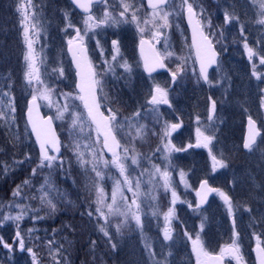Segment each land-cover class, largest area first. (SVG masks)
I'll return each mask as SVG.
<instances>
[{
    "label": "rangeland",
    "instance_id": "374dc122",
    "mask_svg": "<svg viewBox=\"0 0 264 264\" xmlns=\"http://www.w3.org/2000/svg\"><path fill=\"white\" fill-rule=\"evenodd\" d=\"M110 2H112V7L107 10L120 20L119 12L122 10L119 6L120 0H109ZM126 2L138 9L137 15L141 26L144 27L143 20L151 11L144 10L141 0H139V5L135 0H126ZM189 2L193 3L198 18L200 10L203 9V16L211 20L212 28L206 29V33L210 31L216 34L211 38L221 59L215 69L209 73L210 83L204 84L198 78L183 23V12L179 11L178 7L177 14L170 17L171 27L162 29L164 35L161 37V42L156 44L157 49L163 53L166 41L169 46L168 51L173 53L165 60L170 72L175 71L177 65L186 61L185 71L178 75L175 84L171 82L167 74L148 78L143 76L138 58L130 51L133 47V40L137 42L140 38L136 24L131 22V13L128 14L125 22L115 25L110 23L96 29L95 34L89 32V35L85 37V43L93 42V54L99 55L98 61L102 62L104 68L101 70L103 79L100 80L101 105L104 110L112 109L116 113L117 138L123 146L128 147L129 156L137 155L139 159L138 166L131 165L130 160L126 163L130 166L129 175L133 178V184L137 177L141 180V195L138 203L141 205L140 215L143 227L138 228L135 222L130 220L117 232L116 226L123 218L109 217L107 224L104 219L98 218V214L95 213V184L97 182L95 173L91 171L90 165L82 167L74 154L73 144L76 140L81 144L80 150L85 153L86 160H91L92 150H95L97 155L101 150V145L94 143L96 136L94 129L90 131L87 125H85L83 136L79 135L78 130L73 135L69 134L70 113L76 111L84 113L79 100H69L70 107L65 113V118L55 119L57 108H62L65 104L61 93L77 94L74 88L73 70L65 52L67 39L74 36L75 31L74 28H67L66 31L65 29L70 20L75 27L83 30L84 18H80L64 0H33L34 7L31 11L35 12L39 20V31L30 30V36L35 41L33 47L38 54L37 66L40 68L44 82L55 89L53 107L45 106L44 101H39V103L42 112L53 117L61 139V157L64 161L63 168L45 167L38 169L36 175L33 176L32 169L37 168L39 157L23 114L25 104L30 99V89L25 88L24 54L27 46L21 26V12L18 11L19 5L26 4V0H14L13 13L17 19V27L13 28L11 37H13L16 48L14 66L16 82L9 77V74L4 76V73L3 75L0 73V111L5 113V118L0 119V218L5 213L16 214L19 211L15 207L10 209L8 207L10 204L18 203L28 206V216L20 222V229L24 234L26 247L33 248L36 253L38 264H56V261H59V264H69L67 256L58 250L54 243L62 236L49 230L46 224L49 217L56 215L59 204L67 205L66 198L70 193L63 194L62 201L58 202L56 199L57 196L60 197V191L56 188L57 192L53 194V203L56 207L53 211L47 205L41 204L40 193L37 190L44 184L45 179H51L52 173L55 172L54 169H58L64 175L67 183H72L74 179L66 176L71 164L89 177L88 180L85 179L84 184H80L79 192H85L87 198L90 199V201L85 200L84 204L89 205L90 208H86L93 213L91 226L96 232H99L101 227L109 232V236H105L102 231L97 235L99 238L108 240L113 264H197L196 255L192 251V240L188 237L195 239L199 234L205 250L212 254H219L221 247L231 243L233 219H235V232L239 233L240 256L242 257L239 264H255L252 252L257 245L256 235L261 236V246H264V143L260 140L257 143L258 148L254 146L253 151L243 152L241 132L244 130L245 119L249 116L256 122L259 121L264 127V106H262L264 79L258 80L252 75L253 64L256 66V71L262 75H264V65L259 63L258 56L253 61H249L243 46L246 39L254 50L264 49V24L258 23L261 19L259 3L258 0H189ZM175 3L179 6L180 0H175ZM104 10L105 7L96 17H102ZM225 11L234 12L238 19L223 26ZM65 13L68 14V20L65 19ZM241 27L244 29L243 36L240 34ZM221 32H223L222 36ZM145 36L148 38L150 32H146ZM113 39L119 41L120 48V55L117 56L116 61L112 60L115 53L110 46ZM97 41H99V46H97ZM125 61L131 71H126L121 66ZM2 64L4 61L0 60V69ZM60 67L64 70L63 77L53 71ZM156 84L168 89L171 107L156 106L154 111L153 106L148 104L151 91ZM35 86L42 87L41 85ZM13 96H15L14 99ZM209 97L216 101L212 121L208 120ZM130 101L133 105V112L124 113L119 105ZM10 103H14L15 113L11 111ZM137 113H139L138 116ZM197 117H199V123ZM165 122L182 124V127L169 137L172 144L177 147L186 148L189 143L194 145L197 127H200L206 135H213L214 139L209 148L213 155L224 160L226 167L218 168L213 172L209 148L203 147L173 152L168 159H165L166 153L162 150L157 151L158 148L163 147L161 130ZM140 126H143L145 130L142 138L136 135V128ZM85 144L91 145V148H85ZM26 157L31 159L27 160ZM234 157L238 159L235 160ZM104 158L111 160L105 155ZM14 161H24V163L14 164ZM20 165L24 166L25 175L32 166L29 173L30 178L27 179L30 183L26 186L22 183L20 196L14 198L13 191L16 190L18 183L7 198L3 195L2 181L17 171ZM153 165L159 166L161 171L167 169L170 172L171 188L169 191L165 192L159 175H151L155 171ZM104 171L105 180L100 183L108 194L110 202L114 180L122 181V177L111 166ZM141 172L144 173L143 176L140 175ZM181 172L185 174L184 182L181 181ZM201 179H207L232 198L233 216L228 215L223 200L216 194L205 209L195 207V188ZM172 190L176 191L178 200L174 205L173 238L166 241L163 238L164 214L169 207H173L171 204ZM124 193L130 203L133 199L132 193L126 188ZM76 203L75 206L82 207ZM189 204L192 205L191 208ZM31 209H38L39 211L35 214L42 219L33 220L34 213ZM89 211L85 212L86 216H89ZM52 212L55 213L50 216L49 213ZM28 229L35 230L31 236L28 235ZM15 231L16 225L9 221L0 227V236L8 243H12ZM49 241L52 243L49 244ZM145 244H149L150 249H146ZM13 249L9 252L0 245V264H32L30 254L26 251H19L15 244ZM149 251L154 255L150 256ZM224 261L226 264H238L234 258L229 256H226ZM95 264H104V262L100 258L99 261L96 259Z\"/></svg>",
    "mask_w": 264,
    "mask_h": 264
},
{
    "label": "snow or ice",
    "instance_id": "6c2138e0",
    "mask_svg": "<svg viewBox=\"0 0 264 264\" xmlns=\"http://www.w3.org/2000/svg\"><path fill=\"white\" fill-rule=\"evenodd\" d=\"M96 2L104 3L106 6L102 17H96L92 14L93 5ZM72 3L85 14L83 19V30L79 27H75L70 20L65 29L66 31L67 28H74L75 31V35L70 36L67 39V50L72 54V60L76 67V75L78 77L76 89H78V94L74 95L72 93H61L64 97L65 104L62 108H57L55 119L63 120L65 118V113L69 111L70 107L68 103L69 100H79L82 103L84 113L79 111L70 113L71 129L69 134L73 135L78 130L79 135L83 136L85 134V125H87L90 131L94 128L96 133L94 143L101 145L99 154L97 155L96 151L92 150L91 160H86L84 158L85 153L80 150L81 144L79 141L76 140L73 144L77 162L82 167L90 165L91 171L95 173L97 181L95 184V213L98 214V218L104 219L106 224L109 221V217H122L123 219L121 223L116 226L117 232L120 231L121 226L127 225L130 220L134 221L136 226L142 229L143 224L140 215L141 205L138 203V198L141 195V180L137 177L135 179V184H133V178L129 175L130 166L126 163V161L130 160L131 165L138 166L139 159L137 155L129 156L128 147L123 146L117 139L116 131L118 121L116 113L112 109H108V115H105L104 112L101 111V104L97 99V86L100 85V81L96 78L97 72L88 58L85 37L89 35V32L95 34V30L101 28L102 26L109 25L110 23L115 25L125 22L128 14L131 13V22L136 24L137 31L140 33L139 52L143 61V67L144 70L151 76V74L156 72L157 69H166L167 65L164 61L173 55L171 51H168L169 46L166 41L165 51L163 53L156 48V44L161 42V37L164 35L162 29H168L171 27L170 17L177 14L178 7L179 11H186L188 23L192 29L191 47L194 49L195 60L199 63V77L205 83H210L208 69L217 63L218 55L215 51L213 39L211 37H214L216 34L210 31L206 33V29L212 28L211 20L206 19L203 16V9L200 10L199 18H197L198 14L196 9L194 8L193 3L189 2V0H180L179 6L176 5L175 0H147V6L151 9V13L143 20L144 27L141 26L140 18L137 15L138 9L134 8L133 4L126 2V0H120L119 6L122 9L119 12V17L121 18L120 20L116 19L107 10L109 0H72ZM258 3L260 8L259 15L261 16L258 23L264 24V0H258ZM33 7V0H26V4L22 3L19 5L18 11L21 12V26L23 27L24 42L27 46V51L24 54L26 66L24 73L25 88L30 89V99L27 101V125H30L31 132L35 135L36 143L39 145V163L37 168L32 169V174L34 176L36 175L38 169H43L45 167L49 169H52L54 166L63 168L64 161L60 155L62 145L53 128V117L48 116L45 118L39 113V109L41 107L39 101H44L45 106L47 107H53V94L55 89L44 82L41 78L40 68L37 66L38 54L33 47L35 41L30 36V30L39 31V20L36 18L35 12L31 11ZM65 19L68 20L67 13H65ZM237 19L238 17L234 12L229 13L225 11L223 13V26H227ZM30 21L31 24H29ZM243 31L244 29L241 27V36H243ZM146 32H150V36H148V38H145ZM220 35L222 36L223 32H221ZM111 43L113 52L115 53L112 56V60L116 61L117 56L120 55L119 41L113 39ZM97 46H99V41H97ZM243 46L249 61H253V59L258 56L259 63L264 65V49L259 51L254 50L249 46L246 39ZM184 64H186V61L177 65L175 71H171L170 74L173 84L177 81L178 75L185 71ZM121 66L126 71H131V68L126 61ZM53 71L57 72L60 77H63L64 75L63 67H60L58 70L54 69ZM252 75L258 80L264 79V75L256 71L255 64H253ZM35 85H41L42 87L37 88ZM209 100L211 102V106L209 108L208 120L212 121L216 110V101L212 100L211 97H209ZM148 104L153 106L154 111L156 110V106L161 104L171 107L168 98V89L156 84L152 89ZM262 106H264V100H262ZM9 107L11 108V111L15 113L16 109L14 103H10ZM136 115L138 116L139 113ZM3 118H5V113L0 111V119ZM197 122L199 123V117H197ZM181 127L182 124L179 122H165L161 130L163 147L162 149H157V151L162 150L166 153L165 159H168L173 152L186 151L187 148H209V145L214 139L213 135H206L205 132L201 131L200 127H197L195 144L193 145L189 143L186 148L177 147L172 144L169 137H171V135L174 132H177V130ZM144 131L143 126L137 127V137L142 138ZM260 136L261 131L257 128L256 121L249 116L248 134L245 137L243 147L249 151H253L254 146L258 148L257 138ZM101 137L103 138L102 142ZM84 147L91 148V145L85 144ZM105 151L111 154V160L104 158ZM209 155L212 161L213 172H215L218 168L226 167L224 160L222 158L218 159L216 155H213L210 148ZM25 159L30 160L31 158L26 157ZM13 163L22 164L24 161H14ZM109 166L115 168L119 172L120 177H122V181L120 179L114 180L110 202L108 194L105 192L104 187L101 186L100 183L105 180L104 170L109 169ZM153 168L155 171L151 175H159L160 179L163 181L162 186L165 192L169 191L171 188L170 172L167 169L161 171L157 165H153ZM5 171H7V169H5ZM140 175L143 176L144 173L141 172ZM180 175L181 181L184 182L183 178L185 174L181 172ZM23 183L26 186L30 183V181L26 179ZM149 183H151V180H149ZM21 187V185H18L16 190L13 191L14 198L20 196ZM125 188L133 195V199L130 203L128 201V197L125 196ZM37 191L40 193L39 199L41 204L47 205L54 211L56 205L53 203V194H55L57 190L51 185L50 181L45 179L44 184H42ZM212 193H215L223 200L224 205L227 208L228 215L233 216L234 204L232 198L219 188L209 186L207 179L201 181L199 190L196 192L199 202L195 207L197 209L200 208L201 204L205 203L208 196ZM171 196V204L173 207H169L168 211L164 214L165 224L163 228V238L166 241H170L173 238L172 221L175 218L174 205L178 200L175 190L171 191ZM188 206L190 208L192 207L191 204ZM8 207L10 209L12 207L18 208L19 211L16 214H11V212L5 213L2 218H0V227H3L6 222L11 221L16 225V231L12 243H8L2 236H0V245H2L3 248L7 249L9 252H12L14 250L13 245L15 244L17 245L19 251H26L31 255L32 264H38L36 253L33 251V248L26 247L24 234L20 229V222L28 216V206L17 203L10 204ZM31 211L34 213L32 216L33 220L42 219V217L35 214L39 211L38 209H31ZM88 215L91 217L93 213L89 211ZM153 215H156V213H153ZM201 227H203V225H201ZM34 231V229H28V235L31 236ZM100 231H102L105 236H109V232L106 231L104 227H101ZM185 235L188 234L185 233ZM188 238L192 240V251L196 255L197 264H223L226 256L234 258L238 264L242 260V257L240 256L239 233L235 232V219H233V238L231 243L221 247L219 254L213 255L206 251L199 234H197L195 239H192L191 236ZM256 241L257 245L255 251L257 253L258 264H264V247L261 246L260 235H256ZM51 243L52 242L49 241V244ZM113 247H115V245H113ZM145 247L146 249H150L149 244H145ZM149 255L152 256L154 253L149 251ZM56 264H59V261H56Z\"/></svg>",
    "mask_w": 264,
    "mask_h": 264
},
{
    "label": "trees",
    "instance_id": "16d2710c",
    "mask_svg": "<svg viewBox=\"0 0 264 264\" xmlns=\"http://www.w3.org/2000/svg\"><path fill=\"white\" fill-rule=\"evenodd\" d=\"M64 1L70 6L66 0ZM13 4L14 0H0V60L4 61L0 73L2 75L4 73V76L9 74V77H12L16 82V68L14 67L16 48L14 47L11 35L13 28L17 27V19L13 13ZM14 98L15 96H13ZM119 106L122 107L124 113L133 112L131 101L129 103H120ZM16 107L18 109V103ZM18 168L17 171L11 173L2 181L3 195L7 198L16 187L15 185L18 183V185H21L24 179L30 178L29 173L32 166H30L27 175H25L26 170L23 165H20ZM54 171L49 181L55 189L58 188L60 191V197L57 196L56 201H62L63 194L70 193L66 198L67 205L59 204L56 215L49 217L46 224L49 230L55 231L59 236H62L60 237L61 239L54 241L56 247L67 256L69 264H95L96 259L99 261L100 258H102L104 264H113L112 251L110 250L108 240L98 237L97 234H100V231L96 232L95 228L91 226L93 217L86 216L85 214V212L90 210L88 209L90 206H85L84 203L85 200L90 201V199L87 198L85 192L80 193L79 191L80 184H84L86 178L88 180V175L85 172L83 174L77 167L71 164L66 176L73 178L74 181L67 183L64 175L58 169H54ZM64 181L65 183H63ZM75 203L77 205L80 204L82 207L75 206ZM54 213H49V215L51 216Z\"/></svg>",
    "mask_w": 264,
    "mask_h": 264
},
{
    "label": "water",
    "instance_id": "95a60500",
    "mask_svg": "<svg viewBox=\"0 0 264 264\" xmlns=\"http://www.w3.org/2000/svg\"><path fill=\"white\" fill-rule=\"evenodd\" d=\"M68 1H69V3L71 4V6H72L77 12H79V13L85 15V14H84L79 8L76 7V5H74V4L72 3V0H68ZM144 1H145L146 8H147V9H150V8L147 6V0H144ZM99 3H101V2H96V3H94V4H99ZM183 20H184V24H185V27H186L187 32H188L189 42H190V46H191V45H192V29H191V27L189 26V23H188V17H187L186 11H184V13H183ZM214 48H215V47H214ZM67 49H68V45L66 46V53H67V55H68V57H69V60H70L71 66H72V68H73V70H74V77H75V84H74V87H75V91L78 93V89H76V83L78 82V77H77V75H76V67H75V64L73 63V60H72V54L69 53ZM191 49H192V47H191ZM215 51H216V49H215ZM137 52H138V55H139V58H140V63H141V67H142V72H143V74H144L145 76H150V75L144 70V67H143V61H142V59H141V57H140V52H139V42H138V44H137ZM216 52H217V51H216ZM192 53H193V57H194V61H195L196 68H197L198 73H199V63L196 62V60H195L194 49H192ZM217 53H218V52H217ZM218 57H219V54L217 55V59H218ZM88 58H89V57H88ZM216 64H217V63H216ZM216 64L212 65V66L208 69V73H209V71H210L212 68H214V67L216 66ZM166 71H167V68H166V69H157V71H156V72H153V73L151 74V76H152V75H156V74H161V73H164V72H166ZM170 77H171V75H170ZM171 80H172V78H171ZM201 80H202V79H201ZM202 81H203V80H202ZM172 83H173V82H172ZM203 83H205V82L203 81ZM97 99H98V96H97ZM149 99H150V98H149ZM28 100H29V99H28ZM28 100H27V101H28ZM80 103H81V102H80ZM81 106H82V108H83L82 103H81ZM210 106H211V102H210ZM210 106H209V108H210ZM83 110H84V109H83ZM101 111H102V109H101ZM102 112H103V111H102ZM39 113H40L41 116H43V117H45V118H47V117L49 116V115L44 116L43 113H42V111H41V109H39ZM208 115H209V113H208ZM248 118H249V117H248ZM248 118L245 119V125H244V135H243V140H242V149H243V150H247V149H245V148L243 147V144H244L245 137H246L247 134H248ZM24 120H25L26 126H27V128H28V130H29V132H30V135H31V137H32V140H33V142H34V145H35V147H36V149H37L38 157H39V145L36 143L35 135L31 132V127H30V125H27V102H26V106H25V110H24ZM53 128H54V130H55L57 136L59 137L58 132H57V130H56V128H55L54 123H53ZM59 139H60V137H59ZM102 139H103V138L101 137V142H102ZM60 142H61V141H60ZM61 153H62V147H61L60 155H61ZM104 155H105L106 157H108V158H111V154L108 153L107 151L104 152ZM200 183H201V182H200ZM200 183H199L198 186L196 187V192H197V190H199ZM209 186L213 187V186L210 185V184H209ZM213 188H215V187H213ZM196 192H195V199H196V204H197V203L199 202V198L197 197ZM213 194H214V193H212V194H210V195L208 196L207 201H206L205 203L201 204V206H200L199 209H203V208L206 207L207 203L209 202V200H210V198H211V196H212ZM255 249H256V246L254 247L253 252H254V257H255L256 263L258 264L257 253H256ZM213 255H215V254H213ZM223 264H224V262H223Z\"/></svg>",
    "mask_w": 264,
    "mask_h": 264
},
{
    "label": "flooded vegetation",
    "instance_id": "af4514ba",
    "mask_svg": "<svg viewBox=\"0 0 264 264\" xmlns=\"http://www.w3.org/2000/svg\"><path fill=\"white\" fill-rule=\"evenodd\" d=\"M137 3H138V5H139V0H135ZM142 1V7L144 8V10H147V11H151V9H147L146 8V5H145V1L144 0H141ZM111 3L112 2H110V3H108V5H107V8H111L112 6H111ZM103 7H106L105 6V4L104 3H99V4H94L93 5V8H92V14L94 15V16H96L97 14H99L100 12H101V10L103 9ZM77 14H78V16H80V18H84V15L83 14H81V13H79V12H76ZM100 15V14H99ZM185 29H186V27H185ZM186 32H187V29H186ZM187 35H188V32H187ZM145 38H147L146 36H145ZM139 40H140V38L138 39V41L137 42H135V40H133V47L130 49V51L134 54V56H136L137 58H138V60H139V66H140V69H141V72H142V68H141V63H140V59H139V57H138V53H137V44H138V42H139ZM111 42H112V40H111ZM110 42V46H112V43ZM85 45H86V47H87V52H88V55H89V59H90V61L92 62V65H93V67L95 68V71L97 72V79L100 81H102V79H103V76H102V73H101V70H102V68H103V66H102V62H99L98 61V57H99V55H97V54H93V51H94V46H93V42H86L85 43ZM129 46L131 47V42H130V44H129ZM157 48V47H156ZM133 56V55H132ZM165 62V61H164ZM165 64L167 65V71L166 72H164V73H162V74H167L169 77H170V68H169V65L167 64V62H165ZM103 70H104V68H103ZM143 74V73H142ZM161 75V74H160ZM144 76V75H143ZM145 77V76H144ZM148 78V77H147ZM199 78V77H198ZM170 79H171V77H170ZM171 82H172V80H171ZM108 86H110V83H108ZM97 90H98V92L100 93L101 92V83H100V85H98L97 86ZM111 93H113V91H110ZM255 121V120H254ZM256 124H257V127L260 129V131H261V136L260 137H258V139H257V141H260V140H262V142L264 143V127H262L261 126V123L258 121V122H256ZM241 134H242V137H243V130H242V132H241ZM242 137H241V139H242ZM258 143V142H257ZM234 159L236 160V159H238V158H236V157H234ZM202 180V179H201ZM212 184V183H211ZM262 247H264V246H262ZM253 254V253H252ZM254 259V258H253Z\"/></svg>",
    "mask_w": 264,
    "mask_h": 264
}]
</instances>
